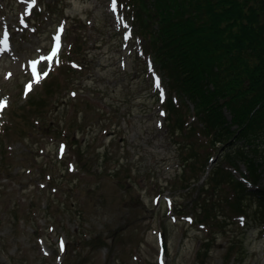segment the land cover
Segmentation results:
<instances>
[{
	"label": "rangeland",
	"instance_id": "1",
	"mask_svg": "<svg viewBox=\"0 0 264 264\" xmlns=\"http://www.w3.org/2000/svg\"><path fill=\"white\" fill-rule=\"evenodd\" d=\"M129 2L0 0V41L7 31L13 44L0 51V264H162V230L166 264H264L254 200L243 213L217 207L210 221L196 214L222 148L201 150L203 178L182 187L189 148L165 116L167 78L143 51ZM57 35L63 48L42 59ZM33 61L48 75L37 80Z\"/></svg>",
	"mask_w": 264,
	"mask_h": 264
},
{
	"label": "trees",
	"instance_id": "2",
	"mask_svg": "<svg viewBox=\"0 0 264 264\" xmlns=\"http://www.w3.org/2000/svg\"><path fill=\"white\" fill-rule=\"evenodd\" d=\"M130 7L169 89L194 105L196 121L186 125L190 114L168 100L169 121L182 130L186 143L180 145L189 148L184 170L193 171L182 187L201 179L207 165L201 150L222 148L221 161L200 188L196 214L210 221L217 207L243 213L251 199L260 213L253 219H264V0H131Z\"/></svg>",
	"mask_w": 264,
	"mask_h": 264
},
{
	"label": "snow or ice",
	"instance_id": "3",
	"mask_svg": "<svg viewBox=\"0 0 264 264\" xmlns=\"http://www.w3.org/2000/svg\"><path fill=\"white\" fill-rule=\"evenodd\" d=\"M112 8H113V10H115V8H116L115 0H113ZM62 30H63V26H61V28H60L58 31H62ZM59 39H60V37H59V35H57V36L55 37V40L57 41L56 46H54V47L52 48L51 54H50L48 57H45V58H42V59H47V60H49V61L52 60L53 56H55V54H56L57 51H58V47H59L58 42H59ZM0 43L6 44V41H0ZM36 64H37V61H33V62H32V65H33L32 71H33L34 77L37 78V80H38L39 76H41V75H43V76H47V75H48L47 72H43V73H38V72H37V70H36V68H35V65H36ZM49 66H51V65H49ZM155 86H156L158 89L160 88V81H159L158 78H157L156 81H155ZM30 87H31V84L28 85V88H30ZM161 95L163 96V93H161ZM4 108H5V102L2 101V100H0V110H3ZM61 152H63V146H61ZM62 247H63V244H62Z\"/></svg>",
	"mask_w": 264,
	"mask_h": 264
},
{
	"label": "bare ground",
	"instance_id": "4",
	"mask_svg": "<svg viewBox=\"0 0 264 264\" xmlns=\"http://www.w3.org/2000/svg\"><path fill=\"white\" fill-rule=\"evenodd\" d=\"M9 48H11V47L3 48V50H7V49H9Z\"/></svg>",
	"mask_w": 264,
	"mask_h": 264
},
{
	"label": "water",
	"instance_id": "5",
	"mask_svg": "<svg viewBox=\"0 0 264 264\" xmlns=\"http://www.w3.org/2000/svg\"><path fill=\"white\" fill-rule=\"evenodd\" d=\"M164 246H165V249H167V244H166V243H165V245H164Z\"/></svg>",
	"mask_w": 264,
	"mask_h": 264
}]
</instances>
